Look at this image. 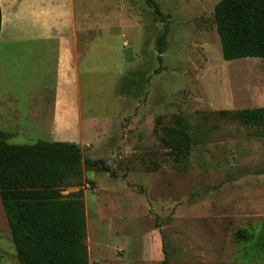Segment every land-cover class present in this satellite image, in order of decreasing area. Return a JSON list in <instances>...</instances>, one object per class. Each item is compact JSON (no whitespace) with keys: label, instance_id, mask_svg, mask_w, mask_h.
<instances>
[{"label":"rangeland","instance_id":"obj_1","mask_svg":"<svg viewBox=\"0 0 264 264\" xmlns=\"http://www.w3.org/2000/svg\"><path fill=\"white\" fill-rule=\"evenodd\" d=\"M153 1L165 19L147 0H75L90 24L79 33L95 43L81 64L80 105L63 108L74 121L59 124L60 141L113 172L84 162L81 186L63 187L65 195L83 190L89 262L161 264L163 246L170 264L264 262L255 241L237 237L240 229L258 235L264 224V137L218 115L264 107V59H224L214 20L220 0ZM7 29L0 128L17 133L8 138L14 144L57 141V52L48 46L42 56L38 42L9 43ZM177 115L189 119L197 142L185 163L162 141ZM0 248V264H20L9 229Z\"/></svg>","mask_w":264,"mask_h":264},{"label":"trees","instance_id":"obj_2","mask_svg":"<svg viewBox=\"0 0 264 264\" xmlns=\"http://www.w3.org/2000/svg\"><path fill=\"white\" fill-rule=\"evenodd\" d=\"M147 1L165 19L159 6ZM2 16L0 1V34ZM214 20L224 59H264V0H220ZM168 34L166 23L158 47L160 64ZM162 68L161 64L156 73ZM126 79L129 81V75L124 76L125 83ZM218 115L254 127L256 134L264 137V107L220 110ZM201 116L206 118L208 114ZM162 141L173 160L183 163L188 162L197 143L192 124L184 115L174 117L164 129ZM84 162L113 174L103 160H85L76 143L38 140L14 144L8 142V132L0 128V195L20 264H90L83 190L63 194L65 186H81ZM237 237L244 243L255 241L256 250L264 251V224L258 235L240 229ZM163 253L161 264H170L164 246ZM238 264L264 262L244 260Z\"/></svg>","mask_w":264,"mask_h":264},{"label":"crops","instance_id":"obj_3","mask_svg":"<svg viewBox=\"0 0 264 264\" xmlns=\"http://www.w3.org/2000/svg\"><path fill=\"white\" fill-rule=\"evenodd\" d=\"M0 1L3 15L0 43L5 40L4 29L7 24L9 31L6 35L9 43L24 39L38 42V50L42 56L48 46L54 47L57 52L56 68L59 79L54 99L53 123L54 135L60 141L63 138L59 133L63 132H60L59 124H62L63 129L72 126L70 123L74 118L70 111L72 112V106L80 105L81 64L84 57H91V46L95 43V38L89 33H79L90 30L88 14L84 13L83 19L78 16L75 0ZM68 106L70 111H64L63 108ZM15 134L17 133L8 132V138ZM8 229L9 222L0 195V233L5 234Z\"/></svg>","mask_w":264,"mask_h":264}]
</instances>
